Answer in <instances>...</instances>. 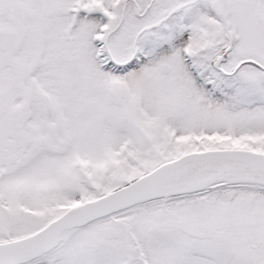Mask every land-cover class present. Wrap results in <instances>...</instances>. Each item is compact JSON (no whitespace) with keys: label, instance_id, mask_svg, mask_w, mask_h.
Segmentation results:
<instances>
[{"label":"snow or ice","instance_id":"obj_1","mask_svg":"<svg viewBox=\"0 0 264 264\" xmlns=\"http://www.w3.org/2000/svg\"><path fill=\"white\" fill-rule=\"evenodd\" d=\"M0 264H264V0H0Z\"/></svg>","mask_w":264,"mask_h":264}]
</instances>
